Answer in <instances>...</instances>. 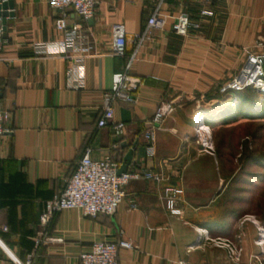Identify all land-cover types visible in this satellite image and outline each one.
I'll list each match as a JSON object with an SVG mask.
<instances>
[{
  "label": "crops",
  "instance_id": "0c3cea01",
  "mask_svg": "<svg viewBox=\"0 0 264 264\" xmlns=\"http://www.w3.org/2000/svg\"><path fill=\"white\" fill-rule=\"evenodd\" d=\"M96 1L90 20L65 10L69 24L81 27L79 44L89 48L74 64L56 52L35 50L61 39L53 28L59 12L48 0H5L12 3V16L5 18V32L0 17V109L10 114L3 124L8 132L0 136V264H25L28 257L32 264H80L94 242L117 241L119 230L134 246L119 250V264H244L232 256L231 247L242 256L247 241L227 215L229 177L221 173L226 167L201 146L213 141L195 128L202 111L212 114L224 101L219 87L237 74L243 49L256 51V41L264 40V0ZM156 9L171 17L187 14L192 21L202 9L211 16L185 38L169 26L146 35L130 72L144 80L138 103L115 105L114 120L125 124L116 136L97 126L102 95L125 63L111 55V28L124 25L130 54L134 36ZM171 101L173 110L154 125L150 144L143 134L157 108ZM133 144L126 172L152 170L161 174L160 182L130 181L112 216L66 210L47 227L39 225L45 203L63 188L85 148L92 159L110 154L121 166ZM166 188L181 191L173 198L178 214L166 208ZM131 201L136 209H130Z\"/></svg>",
  "mask_w": 264,
  "mask_h": 264
},
{
  "label": "built area",
  "instance_id": "2783aa9c",
  "mask_svg": "<svg viewBox=\"0 0 264 264\" xmlns=\"http://www.w3.org/2000/svg\"><path fill=\"white\" fill-rule=\"evenodd\" d=\"M208 4L222 0H205ZM5 0H0V5ZM50 8L58 11L59 14L54 20L53 28L61 35V39L50 41L35 47L38 52H56L64 58L71 60L74 64L82 61L89 52L78 42L80 25L69 24L65 10L70 9L82 20H90L96 11V0H48ZM211 16L207 9L199 11V20L192 21L187 14L168 16L156 9L147 18L143 31L134 36L133 50L126 53V32L122 24H115L111 28V55L125 59L121 72L114 73L111 77V87L102 95V113L97 122L99 128H109L111 132L120 136L123 133L125 124L114 120V108L118 103L135 106L138 103L136 91L143 84V79L131 77L130 72L136 61L137 53L142 46L146 35L153 30L164 31L168 26L175 36L185 38L201 28V20ZM2 29L0 28V35ZM1 43V41H0ZM256 51L243 49L245 59L237 74L219 87V94L228 96L252 89L258 94H264V45L257 42L254 45ZM1 60V58H0ZM82 75L81 71L79 72ZM229 97V96H228ZM174 102L161 105L157 108L151 121V127L143 134V138L152 144L155 139L154 125L159 126L163 119L173 110ZM9 112L0 109V136L6 134L3 124L9 119ZM207 151H211L208 143L202 142ZM150 154L153 155V148L150 147ZM120 164L114 156L107 155L101 160H94L91 157V149L85 148L77 161L74 171L67 178L63 188L45 203L44 209L39 215V225L42 228L48 226L52 217L62 211L77 210L85 217L95 218L99 215L112 216L126 197L125 187L132 180H150L160 182L162 176L152 170H134L117 174ZM179 190L166 188V208L171 214H178L173 206V198L180 194ZM134 201L130 202V209H136ZM6 231V228H3ZM120 238L113 242L98 241L91 245L88 252L82 253L79 257L80 264H119L118 253L121 249H133L134 246L129 240L121 238L123 232L119 230ZM226 247L229 248L228 244ZM230 249V248H229ZM25 264H32L31 257H28Z\"/></svg>",
  "mask_w": 264,
  "mask_h": 264
},
{
  "label": "rangeland",
  "instance_id": "374dc122",
  "mask_svg": "<svg viewBox=\"0 0 264 264\" xmlns=\"http://www.w3.org/2000/svg\"><path fill=\"white\" fill-rule=\"evenodd\" d=\"M257 42L264 45V40ZM242 92H231L229 97L221 95L220 100L224 101L217 103L212 114L202 111L195 133L212 139L209 152H215L219 163L226 167L221 173L229 177L225 199H230L231 205L227 215H231L233 231H240L244 242L247 241L242 256L238 255L239 248L231 247L233 259L244 264H264V94L252 89ZM238 95H243L242 106ZM223 108L230 110L225 115L239 113L243 118L222 125L218 119ZM210 119L212 125L207 124ZM215 243L223 242L216 240Z\"/></svg>",
  "mask_w": 264,
  "mask_h": 264
},
{
  "label": "water",
  "instance_id": "95a60500",
  "mask_svg": "<svg viewBox=\"0 0 264 264\" xmlns=\"http://www.w3.org/2000/svg\"><path fill=\"white\" fill-rule=\"evenodd\" d=\"M8 10H12V3L11 2H3L0 5V17H2V25H3V31L5 32V18L8 16H12L11 13L7 12ZM135 144H133L132 148L128 150L127 154L123 158V163L119 167L117 174H121L127 171V167L131 163L133 150H134Z\"/></svg>",
  "mask_w": 264,
  "mask_h": 264
},
{
  "label": "trees",
  "instance_id": "16d2710c",
  "mask_svg": "<svg viewBox=\"0 0 264 264\" xmlns=\"http://www.w3.org/2000/svg\"><path fill=\"white\" fill-rule=\"evenodd\" d=\"M241 93H243V92H241ZM241 93H238V94H241ZM243 96V95H242ZM241 95H238V99H240L241 101H240V105L242 106V105H244V98L242 97ZM243 98V99H242ZM226 110H228V109H226V108H223L222 109V111L221 112H223V114L219 117V122H220V124H222V125H227V124H229V123H233V122H236L237 120H239V119H242L243 117L239 114V113H227L228 115H225L226 114ZM228 111H230V110H228ZM207 124L208 125H212L213 124V122H212V119H210V120H208L207 121Z\"/></svg>",
  "mask_w": 264,
  "mask_h": 264
},
{
  "label": "bare ground",
  "instance_id": "6f19581e",
  "mask_svg": "<svg viewBox=\"0 0 264 264\" xmlns=\"http://www.w3.org/2000/svg\"><path fill=\"white\" fill-rule=\"evenodd\" d=\"M191 115V114H190ZM192 116V115H191ZM196 118V117H195ZM203 131H205V130H203ZM206 132V131H205ZM198 230V229H197ZM199 231V230H198ZM204 232V231H203ZM202 233V232H201Z\"/></svg>",
  "mask_w": 264,
  "mask_h": 264
}]
</instances>
